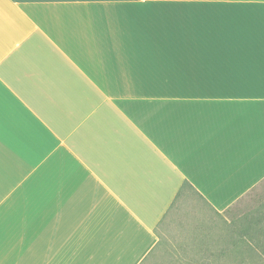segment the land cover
Here are the masks:
<instances>
[{
	"label": "crops",
	"instance_id": "crops-1",
	"mask_svg": "<svg viewBox=\"0 0 264 264\" xmlns=\"http://www.w3.org/2000/svg\"><path fill=\"white\" fill-rule=\"evenodd\" d=\"M262 181L264 0H0V264H145Z\"/></svg>",
	"mask_w": 264,
	"mask_h": 264
},
{
	"label": "rangeland",
	"instance_id": "rangeland-1",
	"mask_svg": "<svg viewBox=\"0 0 264 264\" xmlns=\"http://www.w3.org/2000/svg\"><path fill=\"white\" fill-rule=\"evenodd\" d=\"M264 181L223 213L179 204L159 226L160 244L145 264H264Z\"/></svg>",
	"mask_w": 264,
	"mask_h": 264
},
{
	"label": "trees",
	"instance_id": "trees-1",
	"mask_svg": "<svg viewBox=\"0 0 264 264\" xmlns=\"http://www.w3.org/2000/svg\"><path fill=\"white\" fill-rule=\"evenodd\" d=\"M186 183H187V182H186ZM186 183H185V185H186ZM263 216H264V215H262V217H259V222H260V220H262V219H263Z\"/></svg>",
	"mask_w": 264,
	"mask_h": 264
}]
</instances>
